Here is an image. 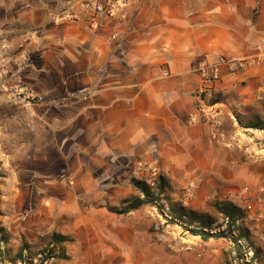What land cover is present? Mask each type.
<instances>
[{
  "label": "crops",
  "instance_id": "0c3cea01",
  "mask_svg": "<svg viewBox=\"0 0 264 264\" xmlns=\"http://www.w3.org/2000/svg\"><path fill=\"white\" fill-rule=\"evenodd\" d=\"M10 10V45L24 40L32 52L22 78L58 103L42 109V129L55 133L63 159L86 167L85 182L99 172L118 183L139 166L171 184L206 181L241 159L244 132H263L240 127L237 117L264 119V0H125L95 20L76 0H10ZM221 58L252 64L242 72L222 66L218 102L202 101L194 63ZM206 115L217 118L219 138ZM95 214L82 228L85 252L101 248L116 260L133 235ZM108 240L120 249L108 251Z\"/></svg>",
  "mask_w": 264,
  "mask_h": 264
},
{
  "label": "rangeland",
  "instance_id": "374dc122",
  "mask_svg": "<svg viewBox=\"0 0 264 264\" xmlns=\"http://www.w3.org/2000/svg\"><path fill=\"white\" fill-rule=\"evenodd\" d=\"M13 16L10 0H0V264H264V132H244L246 138L240 134L241 159L217 170L219 176L167 182L171 190L154 206L113 215L111 209L141 195L134 179L155 190L159 173L128 167L125 180L118 183L105 181L99 172L85 182L86 167L63 159L55 133L46 134V119L41 118L42 109L55 110L57 100L22 78L32 71V52L26 51L24 40L17 48L10 45L14 37L8 20ZM14 120L18 125L9 124ZM254 143L256 149L248 151ZM170 205L194 212V223L174 216ZM220 205L239 209L238 220L228 225ZM72 206L74 212L68 213ZM94 212L103 222L113 219L116 228L128 227L133 235L121 249L108 240V251L120 249L116 260L109 261L112 254L105 256L101 248L92 255L85 252L89 247L82 245L81 232ZM189 229L213 237L204 240ZM55 235L72 241L61 248L54 244ZM62 254L69 260L60 259Z\"/></svg>",
  "mask_w": 264,
  "mask_h": 264
},
{
  "label": "trees",
  "instance_id": "16d2710c",
  "mask_svg": "<svg viewBox=\"0 0 264 264\" xmlns=\"http://www.w3.org/2000/svg\"><path fill=\"white\" fill-rule=\"evenodd\" d=\"M216 102H218V98H214L212 100V103L215 104ZM237 121L240 127L244 129L258 130L264 132V119L260 117H255L251 120H248L238 116ZM132 183L141 195L134 200L125 201V206L121 209H111L112 213L117 215H128L131 212L137 211L144 206L147 205L154 206L156 203H158V201H161L163 198L167 197L168 189L171 190V186L162 176L159 177L156 183L155 190L151 185L147 184V182L145 181H139L137 179H134ZM168 208L170 212L174 214V216L179 215L182 218H186V219L189 218L190 222L194 223V219L196 217L195 213L192 211H188L183 205L178 206V208H175V206L170 205ZM218 210L226 219L228 225H232L236 220H238V216L240 215V210L231 205H220L218 206ZM190 231L192 234L196 236H200L204 240H209L211 237H213L212 234L206 233L205 231L202 230H190ZM70 241H72V239H70L69 237H64L61 235L54 236V244L61 246V248H63L65 243ZM59 258L63 260H69V257L65 254L60 255Z\"/></svg>",
  "mask_w": 264,
  "mask_h": 264
},
{
  "label": "built area",
  "instance_id": "2783aa9c",
  "mask_svg": "<svg viewBox=\"0 0 264 264\" xmlns=\"http://www.w3.org/2000/svg\"><path fill=\"white\" fill-rule=\"evenodd\" d=\"M69 3L71 4L72 1ZM76 3L90 19L95 20L101 14H109L111 10H120V6L125 3V0H76ZM251 64L249 60H228L226 58H221L218 62L213 64L204 60L196 61L194 63V70L201 75L203 79V85L199 89L198 96H200L202 101H204L206 97L215 98L214 89L219 80V72L222 66H228L233 72H242ZM164 77H169V72L167 70H164ZM18 100L20 99L18 98ZM205 117L212 127V138H219V122L217 118L215 115H206ZM246 208L252 210L253 207L252 205L246 204Z\"/></svg>",
  "mask_w": 264,
  "mask_h": 264
},
{
  "label": "bare ground",
  "instance_id": "6f19581e",
  "mask_svg": "<svg viewBox=\"0 0 264 264\" xmlns=\"http://www.w3.org/2000/svg\"><path fill=\"white\" fill-rule=\"evenodd\" d=\"M4 67L6 68V66H5V65H3V67H1V68H4ZM9 68H11V67H9Z\"/></svg>",
  "mask_w": 264,
  "mask_h": 264
}]
</instances>
